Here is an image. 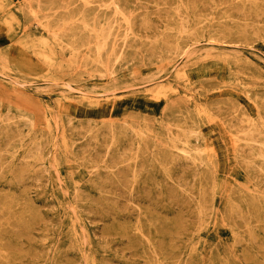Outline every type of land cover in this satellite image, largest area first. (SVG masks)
Instances as JSON below:
<instances>
[{
	"label": "rangeland",
	"instance_id": "374dc122",
	"mask_svg": "<svg viewBox=\"0 0 264 264\" xmlns=\"http://www.w3.org/2000/svg\"><path fill=\"white\" fill-rule=\"evenodd\" d=\"M263 146L264 0H0V264H264Z\"/></svg>",
	"mask_w": 264,
	"mask_h": 264
},
{
	"label": "bare ground",
	"instance_id": "6f19581e",
	"mask_svg": "<svg viewBox=\"0 0 264 264\" xmlns=\"http://www.w3.org/2000/svg\"><path fill=\"white\" fill-rule=\"evenodd\" d=\"M194 33V32H193ZM177 51V50H176ZM27 122H28V120H27ZM34 124H32V126H33ZM127 126V125H126ZM249 126V125H248ZM134 133V132H133ZM132 133V134H133ZM199 134V133H198ZM252 134V133H251ZM195 135H196V133H195ZM246 136H248V134L246 135ZM195 137V136H194ZM197 139V138H196ZM179 140V139H178ZM197 143V142H196ZM255 145H257V144H255ZM206 146V145H205ZM184 147V146H183ZM264 147V146H263ZM40 150V149H39ZM184 153V152H183ZM262 153V152H261ZM109 154V153H108ZM187 154V153H186ZM201 154V153H200ZM184 155H185V153H184ZM203 154H201V156H202ZM153 156V155H152ZM186 156V155H185ZM260 157V156H259ZM153 158V157H152ZM193 162V161H192ZM197 163V162H196ZM204 164V163H203ZM249 164V163H248ZM202 167H200V169H201ZM185 186V185H184ZM124 189V188H123ZM186 192V191H185ZM183 194V193H182ZM193 197V196H192ZM195 199V198H194ZM191 200V199H190ZM203 217V216H202ZM253 239V238H252ZM6 256H7V254H6ZM10 259V258H9ZM7 261H9V260H7Z\"/></svg>",
	"mask_w": 264,
	"mask_h": 264
}]
</instances>
